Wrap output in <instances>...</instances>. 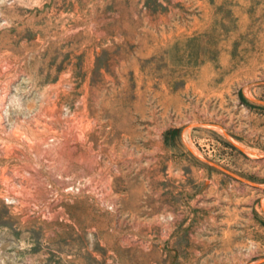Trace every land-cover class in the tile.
<instances>
[{
  "label": "rangeland",
  "instance_id": "1",
  "mask_svg": "<svg viewBox=\"0 0 264 264\" xmlns=\"http://www.w3.org/2000/svg\"><path fill=\"white\" fill-rule=\"evenodd\" d=\"M0 264H264V0H0Z\"/></svg>",
  "mask_w": 264,
  "mask_h": 264
}]
</instances>
